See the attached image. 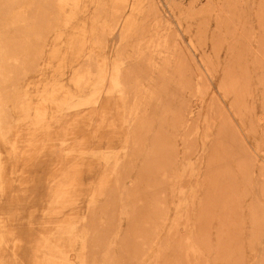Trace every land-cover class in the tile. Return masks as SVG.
Here are the masks:
<instances>
[{"label": "rangeland", "instance_id": "374dc122", "mask_svg": "<svg viewBox=\"0 0 264 264\" xmlns=\"http://www.w3.org/2000/svg\"><path fill=\"white\" fill-rule=\"evenodd\" d=\"M0 264H264V0H0Z\"/></svg>", "mask_w": 264, "mask_h": 264}, {"label": "bare ground", "instance_id": "6f19581e", "mask_svg": "<svg viewBox=\"0 0 264 264\" xmlns=\"http://www.w3.org/2000/svg\"><path fill=\"white\" fill-rule=\"evenodd\" d=\"M73 159V158H72ZM88 228V227H87ZM91 228V227H90Z\"/></svg>", "mask_w": 264, "mask_h": 264}]
</instances>
